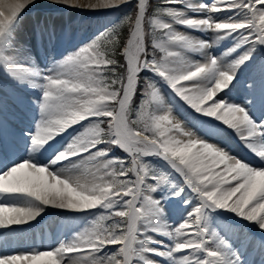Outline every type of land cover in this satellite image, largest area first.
Returning <instances> with one entry per match:
<instances>
[{"label":"snow or ice","instance_id":"obj_1","mask_svg":"<svg viewBox=\"0 0 264 264\" xmlns=\"http://www.w3.org/2000/svg\"><path fill=\"white\" fill-rule=\"evenodd\" d=\"M34 2L0 0V71L13 88L0 87V230L30 225L46 208L87 215L71 238L0 251V264H264V63L257 75L238 78L257 48L264 51V0L187 3V12L207 14L200 18L171 6L184 0H163L151 16L148 0H137L126 40L106 30L73 48H64L54 27L38 26L43 67L18 39L21 14ZM50 2L96 10L131 0ZM220 12L224 19L213 17ZM228 39L234 46L223 56L209 54ZM161 86L212 118L207 123L218 122L210 133L232 130L260 165L184 128ZM238 87L241 102L232 98ZM66 132L70 142L57 148ZM218 221L226 230L246 221L261 234L241 227L221 236Z\"/></svg>","mask_w":264,"mask_h":264},{"label":"bare ground","instance_id":"obj_2","mask_svg":"<svg viewBox=\"0 0 264 264\" xmlns=\"http://www.w3.org/2000/svg\"><path fill=\"white\" fill-rule=\"evenodd\" d=\"M195 2L196 0H187L184 2L185 4L179 6L178 9L186 11V14L189 15L191 12H187L185 5L187 3L198 4V1L196 3ZM126 4L127 3L121 4L116 8L91 10L86 8H67L64 5L52 3L50 2V0H35V2L29 5L21 14L23 17V21L18 31V39L23 43L32 46V51L37 58V63L41 67H43V65L47 61H45L44 59V52L40 50L36 45L34 35L38 26H48L50 28L54 27L56 29L57 34L62 35L65 38L63 45L64 48H73L74 44H76L77 31L79 29V26L81 25V21L85 17L97 16L103 23H105V21H107L108 18H110V16L114 13V11L120 9ZM178 4L176 3V5ZM221 13L223 12L213 13L212 15L214 18H221ZM224 15H226V13H224ZM200 17H202V15L196 16V18ZM175 27L177 29L184 30L185 33L192 35L198 39L211 41H214L215 39V34L212 32L205 34L191 29H187L181 25H175ZM228 40L221 41L219 42V44L214 43L213 46L207 51L209 53L223 55L226 51L221 48L224 47ZM229 46L233 47L234 42ZM254 56V61L250 63L246 71L250 68L252 64L259 63L261 59L264 62V51H261L259 47L257 48ZM192 58L196 60L200 59V57L196 55H192ZM234 58L235 56L230 55L226 58V60L230 61ZM242 71L243 68L240 70L239 74L242 73ZM246 71L242 73L239 79L243 78ZM0 87H3V89L9 93L13 92V88L10 82L4 80L2 71H0ZM162 93L165 95L166 106L167 104L169 106L171 105L174 118L178 122H180L184 128L195 131L198 136L208 139L210 142L218 145L221 148H224V146L227 145L226 138L223 135L225 133L224 130H227L231 132L230 140L232 141V146H230V153L233 156L241 158L244 162L249 163L252 166L260 165L261 162L259 161V159L243 146V144L239 141L236 134L232 130L226 129V126L221 125L220 131L210 133L209 130L213 129L215 127V124L218 122H213L212 124H209L207 123V121H209V119L212 120V118L201 117L199 116V114H191L189 111L193 110L188 108L187 105H184L182 101L179 103L173 101L171 95L164 90V87L162 88ZM219 95H223V93H220ZM232 98L234 100L238 99L236 98V96L233 95ZM255 116L258 119L259 112L255 113ZM75 127L79 128V125ZM68 132H72V129H69ZM64 136H68V133L66 132ZM56 147L58 148L59 145H57ZM86 215V213H71L58 209L46 208L45 212L42 213L40 217H37L35 221L30 222V225L12 226V228L18 229L16 231H12L11 229L7 231L0 230V251H25L33 247L44 249L50 246H55L61 239H69L71 238L73 233L82 230V228L85 226L83 219ZM222 215L223 217L228 218L230 221L238 220V218H235L234 214L232 213L223 212ZM61 217L66 218L67 222L65 223L62 232L58 236H52L48 239L47 242L34 240L32 238L33 233L40 234L42 233V231H44L45 233H49L52 230V227L50 225L53 222L55 225V221H57L58 218L60 219ZM174 219L176 218H170L168 222L173 223ZM218 223L221 225L219 227L221 236L227 235L230 237H234V235L240 231L241 227H243L245 231L251 230L256 237H259L261 234L257 226L246 221H239V225L230 226L227 230L223 228V221H218ZM19 229L24 230L21 231ZM158 239L164 238L158 237ZM6 241L7 245L5 244ZM149 258L157 261H160L162 259L151 254H149Z\"/></svg>","mask_w":264,"mask_h":264},{"label":"rangeland","instance_id":"obj_3","mask_svg":"<svg viewBox=\"0 0 264 264\" xmlns=\"http://www.w3.org/2000/svg\"><path fill=\"white\" fill-rule=\"evenodd\" d=\"M153 1V8L151 11V14L160 6H162L163 4V0H152ZM135 2H137L136 0H131L130 3H127L126 5H124L123 7H121L120 9L114 11V13L110 16V18H108L107 21H105V23H103L99 17L97 16H87L85 17L82 21H81V25L79 26L78 32H77V36H76V44H74L73 47H75L77 44H79L81 41H88L90 38H93L94 36L100 34L101 32L104 31H115L117 34H119V36L121 37V39H125L127 38V34H128V30H129V21L126 19L127 16L135 15ZM202 3H209L211 4L213 2V0H201ZM178 4V3H177ZM183 3H179L178 5L172 4V7L175 8H179V6H182ZM150 14V16H151ZM193 14V15H192ZM195 13H190L188 16L192 17V18H196V16L198 15H207L206 13H201V14H197L194 15ZM226 15H224V12L221 13V18H217V19H224ZM178 31L184 32V30L182 29H177ZM209 42H212L211 40H207ZM233 41L231 39H229L227 41V43L224 45V47H222L221 49L225 50L226 52L228 51L229 48H231V46H229L230 44H232ZM241 50H238L237 53H232V56H237L239 54V52H241ZM211 55L217 56V57H221L223 55H218V54H213V53H209ZM230 56V55H229ZM228 57V56H227ZM227 57H224V59H226ZM251 63V62H250ZM264 63L262 61V59L260 60L259 63H254L250 66L248 72H247V76L246 79L249 77V75H257L258 71H259V65ZM244 80L242 79L241 82H243ZM162 88V86H161ZM233 96H236L235 101H239L241 102L244 96V90L242 87H238L232 94ZM172 97V96H171ZM167 107L171 108V105L169 106L167 104ZM191 114H196L193 111H189ZM199 117V116H198ZM211 119H209L210 121ZM87 123V122H85ZM224 137L226 138L227 141V145L224 146L223 149L230 151V146H231V132L224 130ZM66 139L59 145L58 148H63L64 146H66L67 142H70L71 137L70 136H65ZM118 148H113V155L115 156H126L125 153L122 152H118ZM149 160H151L157 167H159L160 162L156 160V158L152 157V158H147ZM155 196L159 197V195H161L160 193H156L154 194ZM66 218L61 217L60 219L58 218L57 221H55V225L54 222L50 225L53 228V232L54 233H58L60 234L62 232V229L64 228V225L66 223ZM83 222L85 223V220L83 219ZM218 223V222H217ZM219 224V223H218ZM218 234L221 235L219 228L217 229ZM251 258H257V257H253V254L250 255L249 257ZM259 258H257L258 260Z\"/></svg>","mask_w":264,"mask_h":264}]
</instances>
